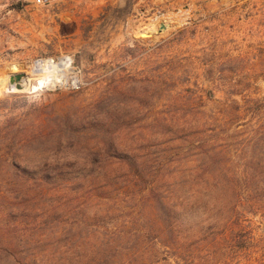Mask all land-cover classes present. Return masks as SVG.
Segmentation results:
<instances>
[{
    "label": "rangeland",
    "instance_id": "rangeland-1",
    "mask_svg": "<svg viewBox=\"0 0 264 264\" xmlns=\"http://www.w3.org/2000/svg\"><path fill=\"white\" fill-rule=\"evenodd\" d=\"M47 1L0 0V264H264V208H212L264 117V0H131L126 40L80 53L28 25Z\"/></svg>",
    "mask_w": 264,
    "mask_h": 264
},
{
    "label": "trees",
    "instance_id": "trees-1",
    "mask_svg": "<svg viewBox=\"0 0 264 264\" xmlns=\"http://www.w3.org/2000/svg\"><path fill=\"white\" fill-rule=\"evenodd\" d=\"M259 118L260 121L255 128L246 124L248 126L245 131L236 132L234 136H231L232 142L238 141L236 151L241 154L244 163L230 168L232 171L229 177L223 169L216 170L218 177H215V189L225 193L226 201L230 198V202L225 201L222 205L215 202L212 208L215 210L218 207V210H225L231 219L236 208L245 211L244 207H247L250 209L247 210L248 213L251 214L254 213L252 209L255 207L264 208V117L259 116ZM158 203L162 206L167 225L184 224L188 223L189 219H193L192 203L184 198H177L172 202L169 198L163 197L162 200H158ZM176 233L179 232L176 231ZM234 240L235 248L247 249L246 237L239 234Z\"/></svg>",
    "mask_w": 264,
    "mask_h": 264
},
{
    "label": "crops",
    "instance_id": "crops-1",
    "mask_svg": "<svg viewBox=\"0 0 264 264\" xmlns=\"http://www.w3.org/2000/svg\"><path fill=\"white\" fill-rule=\"evenodd\" d=\"M81 7L82 12L79 13ZM131 13V0H48L40 14L35 13V17L29 19L28 25L32 28L36 24L44 32L56 31L54 39L57 44L80 53L89 46L97 29L99 44L109 37L112 47L126 40ZM84 19L89 23L94 21L93 26L83 24L81 20Z\"/></svg>",
    "mask_w": 264,
    "mask_h": 264
},
{
    "label": "water",
    "instance_id": "water-1",
    "mask_svg": "<svg viewBox=\"0 0 264 264\" xmlns=\"http://www.w3.org/2000/svg\"><path fill=\"white\" fill-rule=\"evenodd\" d=\"M166 29V25L164 23H161L158 28V32H162ZM26 78V75L24 73H14L8 75L7 80V90L13 92V89L15 91H20L21 89V82L23 79ZM13 88V89H12Z\"/></svg>",
    "mask_w": 264,
    "mask_h": 264
},
{
    "label": "bare ground",
    "instance_id": "bare-ground-1",
    "mask_svg": "<svg viewBox=\"0 0 264 264\" xmlns=\"http://www.w3.org/2000/svg\"><path fill=\"white\" fill-rule=\"evenodd\" d=\"M61 67H63V65H59L58 68H57V69L59 70L60 73H61V70H60ZM50 78H51V77H50ZM51 80H52V78H51L49 81H51ZM26 81H27V78H25V79L22 80V82H21V89H20V90H23V88H24V86H25L24 83H25ZM12 89H13V88H12ZM13 91H14V89H13Z\"/></svg>",
    "mask_w": 264,
    "mask_h": 264
},
{
    "label": "built area",
    "instance_id": "built-area-1",
    "mask_svg": "<svg viewBox=\"0 0 264 264\" xmlns=\"http://www.w3.org/2000/svg\"><path fill=\"white\" fill-rule=\"evenodd\" d=\"M34 2L38 3V4H42L43 0H33Z\"/></svg>",
    "mask_w": 264,
    "mask_h": 264
}]
</instances>
